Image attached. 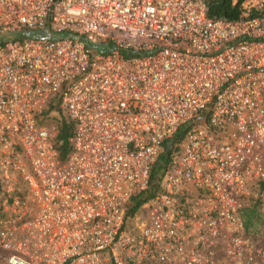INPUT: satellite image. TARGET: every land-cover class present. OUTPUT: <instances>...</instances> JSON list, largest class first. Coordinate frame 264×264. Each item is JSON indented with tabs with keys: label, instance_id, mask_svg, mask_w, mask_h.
I'll use <instances>...</instances> for the list:
<instances>
[{
	"label": "built area",
	"instance_id": "2783aa9c",
	"mask_svg": "<svg viewBox=\"0 0 264 264\" xmlns=\"http://www.w3.org/2000/svg\"><path fill=\"white\" fill-rule=\"evenodd\" d=\"M207 1L0 0V264H255L239 234L264 199V0L235 20Z\"/></svg>",
	"mask_w": 264,
	"mask_h": 264
},
{
	"label": "trees",
	"instance_id": "16d2710c",
	"mask_svg": "<svg viewBox=\"0 0 264 264\" xmlns=\"http://www.w3.org/2000/svg\"><path fill=\"white\" fill-rule=\"evenodd\" d=\"M238 2L239 0H236L234 3H232V0H208L206 3V13L208 16L213 18L235 20L239 17ZM46 33V28H35L25 31H17L9 35L8 37L10 39L19 40L23 38L43 36ZM3 38L4 37L0 36V40H2ZM91 48L95 52H107L112 47L110 46V44L106 43L93 45L91 46ZM121 52L125 55L130 54L125 51ZM50 109H54L59 113V117L56 119L57 132L55 142L59 157L61 159H64L69 150V143L67 141V138L72 131V123L66 120L65 117L60 113V108L58 107V104L56 102L49 103L48 109L44 113H47ZM187 127L188 124L182 125L172 134V136L162 142L161 151L159 152L157 158L149 169L147 188L145 189V191L140 192L139 194L131 198L130 204L125 211V214L127 216L133 215L134 212L139 208V206L157 191L159 179L168 164L169 156L171 152L177 148V144L182 140ZM255 208L256 203L250 209H246L247 219L245 222V226L249 224Z\"/></svg>",
	"mask_w": 264,
	"mask_h": 264
},
{
	"label": "rangeland",
	"instance_id": "374dc122",
	"mask_svg": "<svg viewBox=\"0 0 264 264\" xmlns=\"http://www.w3.org/2000/svg\"><path fill=\"white\" fill-rule=\"evenodd\" d=\"M55 115L49 117L48 123L56 122ZM256 203L253 215L249 221V224L245 226L247 219L246 212ZM247 209V210H246ZM137 213V212H136ZM242 232L240 235V241L243 246L252 252L255 259V264H264V255H260V252L264 250V199L248 198V205L244 210V214L241 219Z\"/></svg>",
	"mask_w": 264,
	"mask_h": 264
}]
</instances>
